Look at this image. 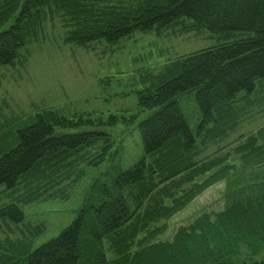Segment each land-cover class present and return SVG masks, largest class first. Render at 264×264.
I'll return each mask as SVG.
<instances>
[{
    "label": "trees",
    "instance_id": "obj_1",
    "mask_svg": "<svg viewBox=\"0 0 264 264\" xmlns=\"http://www.w3.org/2000/svg\"><path fill=\"white\" fill-rule=\"evenodd\" d=\"M54 14L64 43L81 48L176 29L205 30L224 42L178 56L157 73L139 72L136 103L150 113L124 122L137 126L144 157L115 177L114 190L101 186L99 200L56 238L33 250L0 242V264H264V126L239 135L236 147L207 153L246 113L236 103L253 105L264 80V0H0V67L14 66ZM190 91L200 114L195 134L177 101ZM26 120L16 145L0 155V187L32 184L41 192L76 180L110 156L116 141L106 129L120 122L114 114L72 119L50 108ZM83 127L93 130L54 135ZM219 182L221 211L203 212L170 240L154 242L167 221ZM0 218L24 222L15 204L0 207Z\"/></svg>",
    "mask_w": 264,
    "mask_h": 264
},
{
    "label": "rangeland",
    "instance_id": "obj_2",
    "mask_svg": "<svg viewBox=\"0 0 264 264\" xmlns=\"http://www.w3.org/2000/svg\"><path fill=\"white\" fill-rule=\"evenodd\" d=\"M185 25L191 28V23ZM64 33L59 16L48 15L37 39L20 51L14 66L0 67V155L16 145L13 137L18 129L28 124L27 116L42 109L57 110L72 119L79 115L96 119L114 114L120 122L106 129L116 141L110 156L96 166H85L84 174L76 180L41 192L33 191L32 184L17 185L13 189L0 187V207L15 204L24 214V222L18 224L0 218V242H25L32 250L56 238L77 218L84 206L96 203L101 186L114 190L115 177L144 157L137 126L127 128L124 122L129 116L137 115L141 120L150 113L140 112L136 103L134 91L140 87L139 72L157 73L178 56L224 42L222 36L205 30L176 29L159 35L156 32H136L115 45L96 43L81 48L64 43ZM194 96L195 93L190 91L177 101L195 134L200 114ZM240 96L245 95L241 92L237 97ZM251 98L254 104L245 107L243 118L223 141L209 144L208 153L231 143L232 148L236 147L235 139L239 135L264 126V100H260L264 99V80L256 82ZM236 104L238 108L243 107L239 102ZM90 130L93 129L56 128L54 135ZM97 151L94 149L92 153ZM230 160L240 165L237 156H231ZM223 188L222 184L198 196L189 208L167 221V231L154 242L170 240L177 227L188 225L203 212L222 210L223 192L217 191ZM23 245L15 246L21 248Z\"/></svg>",
    "mask_w": 264,
    "mask_h": 264
},
{
    "label": "crops",
    "instance_id": "obj_3",
    "mask_svg": "<svg viewBox=\"0 0 264 264\" xmlns=\"http://www.w3.org/2000/svg\"><path fill=\"white\" fill-rule=\"evenodd\" d=\"M241 109H245V108H241ZM246 110V109H245ZM230 148H232V147H230ZM208 153V152H207ZM224 185V183L223 182H219V183H217V184H215L214 186H212V187H210L209 189H212V188H219L221 185ZM208 190V189H207ZM206 190V191H207ZM222 192H224V188H223V190H221V189H219L218 191H217V193H222ZM203 194V193H202ZM201 194V195H202ZM200 195V196H201ZM222 196H223V193H222ZM221 196V197H222ZM195 201V200H194ZM193 203V202H192ZM192 203H190L189 205H188V207L187 208H189L191 205H192ZM223 209V208H222ZM221 211V210H220ZM219 212V211H218Z\"/></svg>",
    "mask_w": 264,
    "mask_h": 264
}]
</instances>
